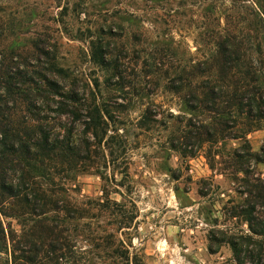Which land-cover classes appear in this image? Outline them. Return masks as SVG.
<instances>
[{"label": "rangeland", "instance_id": "374dc122", "mask_svg": "<svg viewBox=\"0 0 264 264\" xmlns=\"http://www.w3.org/2000/svg\"><path fill=\"white\" fill-rule=\"evenodd\" d=\"M263 11L264 0H0L1 48L53 62L63 72L51 76L90 106L80 121H55L82 151L75 172L49 170L61 209L49 216L65 246L58 264H235L228 246L210 250L209 237L246 229L224 221L236 181L220 164L210 168L209 143L187 146V157L179 148L188 121L215 117L185 101L214 79L215 33L235 34L264 69ZM93 107L95 124L86 116ZM262 125L246 136L253 151L264 145ZM239 143L226 142L223 156ZM10 247L0 264H11Z\"/></svg>", "mask_w": 264, "mask_h": 264}, {"label": "trees", "instance_id": "16d2710c", "mask_svg": "<svg viewBox=\"0 0 264 264\" xmlns=\"http://www.w3.org/2000/svg\"><path fill=\"white\" fill-rule=\"evenodd\" d=\"M257 21L264 38V11ZM214 36V79L197 87L199 93L189 89L185 101L189 110L215 117L209 123L188 121L179 150L187 157L191 154L187 146L195 145L199 150L209 143L206 158L210 168L218 163L222 173L236 181L238 198H230L223 205L224 221L246 229L211 231L210 250L214 247L216 252L226 245L235 264H264V178L257 169L264 166V145L253 151L246 138L263 127L264 69L254 67L235 34L221 31ZM3 37L0 25V43ZM262 46L257 47L260 54ZM36 58L31 63L14 49L0 45V253L8 251L9 242L11 264H58L64 255L62 231L49 216L61 210L58 200L53 199L56 185L49 170L54 175L75 172L82 151L81 143L71 140L70 128L63 126V133L55 131V121H80L84 110L90 108L51 76L53 72L61 74L63 69ZM44 64L50 71H44ZM198 72L196 68L194 73ZM89 111L86 116L90 122H100L99 111L95 107ZM231 141L240 143L224 157L221 150ZM8 219L16 220L20 233L11 229L10 223L4 225Z\"/></svg>", "mask_w": 264, "mask_h": 264}]
</instances>
